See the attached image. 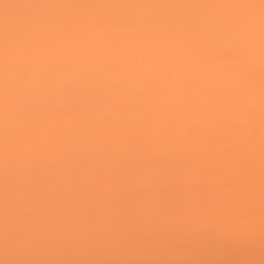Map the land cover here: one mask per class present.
Returning a JSON list of instances; mask_svg holds the SVG:
<instances>
[{"label":"snow or ice","instance_id":"snow-or-ice-1","mask_svg":"<svg viewBox=\"0 0 264 264\" xmlns=\"http://www.w3.org/2000/svg\"><path fill=\"white\" fill-rule=\"evenodd\" d=\"M0 264H264V0H0Z\"/></svg>","mask_w":264,"mask_h":264}]
</instances>
